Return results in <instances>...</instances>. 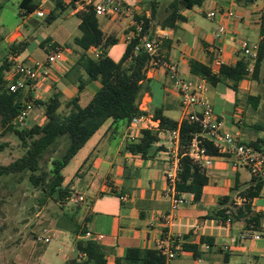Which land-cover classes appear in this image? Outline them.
Instances as JSON below:
<instances>
[{"label":"crops","instance_id":"1","mask_svg":"<svg viewBox=\"0 0 264 264\" xmlns=\"http://www.w3.org/2000/svg\"><path fill=\"white\" fill-rule=\"evenodd\" d=\"M123 1L133 6L139 15L148 18L150 33L162 40L160 55L174 63L186 78L198 76L190 71L191 60L210 67L216 73L220 66L215 67L212 60L217 48L221 50L222 63L234 65L243 58L239 50L241 39L259 42L263 38L260 29L264 26V4L257 0L251 3L244 0H201L191 7L179 3L175 14L180 17L172 20L169 18L170 4L174 0ZM209 10H216L213 18L204 15ZM226 10H232L235 16H227ZM76 11L70 10L67 16H73ZM97 18L101 30L116 38V42L107 47V55L114 61L120 60L127 46V21L108 16ZM78 23L79 19L77 26ZM219 25L225 26V33L215 37L214 32ZM47 38L50 39L49 44L58 43ZM96 52L101 50L96 47L87 50L91 56ZM19 54L14 56L19 57ZM78 56V48L72 46L71 53L62 54L52 66L41 68L43 75L36 88L31 90L33 95L44 100L59 91L61 103L78 96V102L85 105L100 83L92 80L78 90L79 78L87 77L84 70L76 65ZM45 58L34 60L44 61ZM263 70L262 63L258 79L247 74L238 82L236 90L221 82L209 85V97L221 122V130L237 134L243 142L258 150H264ZM146 78L140 99L144 115L157 123L152 115L156 108H161L163 115L179 122L182 119L179 97L164 69L157 67L147 71ZM220 95L222 100L227 99L226 105L219 103ZM38 109L44 112L43 107ZM45 119L43 115V122ZM129 124L111 121L102 128L103 124L94 133L99 136L85 159L71 175L62 173L63 184L69 187L71 195L82 196L84 202L81 205H86L82 225L74 229V247L76 239L84 238L80 235L84 229L102 236L98 242L104 248L107 264H115V259L123 257L129 247L157 248L159 241L166 237L175 252L167 264H264V181H260L258 194L250 199L252 212L260 216L259 226L248 224L246 217L232 218L228 224L221 223L218 210L232 205L231 202L220 204V198L231 195L233 204L241 205L244 198L239 193L255 186L258 181L246 168L233 167L229 156H213L211 164L203 167L208 183L202 187L199 200L195 201L192 194L185 192L190 201L182 204L167 222L170 202L165 195L164 172L168 167L165 154L168 143L159 134V140L152 144L147 154L132 153L126 149V144L140 138L145 123L134 128L131 135L128 134ZM122 194L126 195L125 200L120 199ZM244 231L259 233L261 238L243 240L240 235ZM184 235L187 236L183 238ZM201 237L210 240L208 248L204 245L207 243L201 242ZM182 242L197 245L200 255L194 257L191 250L182 249ZM76 252L80 257L78 260L84 259V255Z\"/></svg>","mask_w":264,"mask_h":264},{"label":"trees","instance_id":"2","mask_svg":"<svg viewBox=\"0 0 264 264\" xmlns=\"http://www.w3.org/2000/svg\"><path fill=\"white\" fill-rule=\"evenodd\" d=\"M72 9L75 8L76 1L69 0ZM251 3L254 0H244ZM53 7L45 16L47 24L54 21L58 15L65 10V0H51ZM201 0H174L170 4V20L179 18L176 15L177 6L182 3L185 7L199 4ZM37 0H20L19 15L25 16L34 11ZM153 14V13H152ZM79 19L78 30L72 42L78 48V59L76 65L80 66L86 79L79 78L78 90L80 91L85 83L98 80L100 86L97 88L91 99L81 105L78 96L69 98L64 102L66 111L62 114L58 111L61 104L59 91H55L47 99H39L34 96L30 88H20L10 91L5 79V73L11 66L9 57H5L0 62V126L1 133L13 131L20 140L24 153L7 164L0 163V177L3 175H14L17 173H29L28 180L38 187L47 186L49 192L55 195L57 200L68 199L71 196L70 189L64 185L62 169L76 155L77 151L88 141V139L107 121L130 122L135 115L145 114L138 108V104L143 94L146 81V68L148 56L145 52H134L133 48L136 39L127 43L121 59L114 61L107 55L108 46L116 42L113 35H106L100 28L98 16L91 5L86 4L78 9L75 14ZM145 29L149 28L148 18L143 17ZM170 23V22H169ZM263 38L259 41L258 57L254 63L251 76L258 79L260 67H264V26L260 29ZM152 35V34H150ZM0 37V41H1ZM50 39L46 38L40 42L42 46ZM28 42L24 40L11 42L9 45L10 55L21 53ZM60 46L56 42L51 43L52 50ZM66 48L69 47L67 44ZM90 47L101 50L98 56L94 57L87 53ZM48 54V53H47ZM190 71L207 80L208 84L215 86L217 83H225L233 90H236L238 82L246 75L247 62L244 57L234 65L222 64L218 72L214 73L210 67L191 60L189 62ZM264 81V70L262 74ZM30 103L44 109L46 117L42 124H33L28 127L19 128L16 123V116L25 105ZM161 108H156L152 117L158 120V128H143L141 136L137 141H129L126 149L132 153L145 155L150 150L152 144L159 140L160 129H172L177 126V121L163 115ZM180 181L177 189L181 192L192 194L195 201L199 200L202 187L208 183V176L204 168L187 155V147L193 138L194 133L199 131L195 123L182 120L180 123ZM60 140H65L66 145L59 157L52 159L50 176L47 180L45 172L36 173L40 168V160L43 155L49 152ZM68 141V142H67ZM207 154L212 156L220 155L218 149L212 142L203 140ZM254 179V178H253ZM255 186H250L239 193L244 198L241 205L233 204L231 195L220 198L219 203L231 202L232 207H224L218 210L221 223L228 224L232 218L246 217V222L259 226L260 216L252 212L250 199L258 194L260 181ZM42 189V188H41ZM233 190V189H232ZM228 211V212H227ZM248 216V217H247ZM78 231V229H77ZM86 231L82 229L80 235ZM187 235H184L185 238ZM201 242L211 245L207 237H201ZM182 249L191 250L194 257H198L200 252L197 245L182 242ZM75 248L79 254L84 255L83 264H107L106 253L102 245L90 238H79L75 240ZM167 259L158 248L129 247L121 258L115 259V264H167Z\"/></svg>","mask_w":264,"mask_h":264},{"label":"rangeland","instance_id":"3","mask_svg":"<svg viewBox=\"0 0 264 264\" xmlns=\"http://www.w3.org/2000/svg\"><path fill=\"white\" fill-rule=\"evenodd\" d=\"M19 1L0 0V62L5 57H11V42L20 40L28 42L19 54V58L25 63L44 57L52 51L51 43L40 45L47 37L61 44L62 54L71 53V47L74 46L72 40L79 30L76 25L77 16H67L72 10L70 1L65 0V10L49 24L45 22V17L20 16ZM45 7L50 9L53 3L48 2ZM67 44L69 47L66 48ZM167 87L170 89L169 85ZM221 97L222 95L219 96V103L226 105L227 99L222 100ZM58 111L62 114L66 111L63 102ZM43 115V110L32 104L19 128L42 123ZM110 122L107 120L102 128ZM98 136V133L94 134L77 151L74 158L62 169L64 175L74 172ZM65 145L66 141L60 140L53 149L45 153L36 173L45 172L49 181L52 159L60 156ZM23 153L24 148L14 132L7 131L2 134L0 126V163L7 164ZM28 174L17 173L0 177V264H83L82 257L78 260L80 257L73 241L74 229L82 225V216L86 209V205H81L84 200L58 201L47 186H34L28 180ZM89 203L88 201L87 205ZM86 225L89 226L88 223ZM43 237H48L49 240L44 241Z\"/></svg>","mask_w":264,"mask_h":264},{"label":"built area","instance_id":"4","mask_svg":"<svg viewBox=\"0 0 264 264\" xmlns=\"http://www.w3.org/2000/svg\"><path fill=\"white\" fill-rule=\"evenodd\" d=\"M77 6L73 8L78 10V7H83L86 4L92 6L97 16H108L109 18H123L127 21L128 31L125 34V41L129 43L136 39L134 52L143 51L148 56L147 71L154 68H163L166 77L171 87L176 91L180 106L182 109V119L177 123V126L172 129H160L159 134L166 139L168 146L166 147V160L168 167L164 175L166 180L165 195L170 202V213L167 222L173 218V214L177 209L190 200L185 192L177 189V184L180 181V155L178 153L180 146V123L182 120L195 123L199 127V131L194 133L187 147V155L194 161H197L202 167L209 166L212 162V155L207 154L203 140L212 142L220 155H227L233 167H244L251 174L252 178L264 181V150H258L250 144L243 142L237 134L225 132L221 130V122L215 114L212 101L209 97V84L203 77L195 78L183 77L177 66L166 60L159 53L161 45V37L150 35V28L145 29L144 20L141 15L136 12L133 6L124 3L123 0H75ZM256 1V0H255ZM264 4V0H257ZM51 0H37V6L33 12L27 15H35L37 17H45L50 9H46L45 5ZM51 4V3H50ZM216 10H209L204 13L208 18H213L216 15ZM224 13L229 16H235L232 10H226ZM225 26L219 25L214 32L215 37H220L225 33ZM62 46H56L50 53L46 55L44 61L32 60L29 63L21 60L19 57L12 55L9 57L11 66L5 73V79L10 91H16L20 88H30L34 90L43 75L41 68H48L62 55ZM239 50L247 62L246 72L251 74L254 68V63L258 57L259 42H250L247 39H241L239 42ZM99 53H95L94 57ZM221 50L216 49V55L212 60L215 67L221 66ZM46 74V73H45ZM143 103L139 102L138 108L143 111ZM31 109V104L26 102L25 108L16 116V123L21 124ZM157 123L148 119L144 114L135 115L131 118L128 134L133 133L134 128L139 124L145 123V128L157 129ZM126 195H120L121 200H125ZM68 199L71 201H83L80 195H71ZM85 238H90L95 241L102 239L101 235L92 234L89 231L84 233ZM240 238L246 240L248 238L260 239L261 235L256 232L244 231ZM42 240L48 241V237H43ZM206 248L208 244H204ZM157 248L166 259H171L175 256L174 250L169 244V238H164L159 241Z\"/></svg>","mask_w":264,"mask_h":264}]
</instances>
